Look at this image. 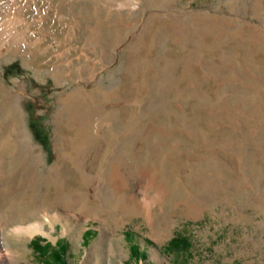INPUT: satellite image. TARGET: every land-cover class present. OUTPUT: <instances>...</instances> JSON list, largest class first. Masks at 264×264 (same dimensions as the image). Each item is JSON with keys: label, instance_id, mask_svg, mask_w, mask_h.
Here are the masks:
<instances>
[{"label": "rangeland", "instance_id": "1", "mask_svg": "<svg viewBox=\"0 0 264 264\" xmlns=\"http://www.w3.org/2000/svg\"><path fill=\"white\" fill-rule=\"evenodd\" d=\"M7 20L5 264H264V0H0Z\"/></svg>", "mask_w": 264, "mask_h": 264}, {"label": "bare ground", "instance_id": "2", "mask_svg": "<svg viewBox=\"0 0 264 264\" xmlns=\"http://www.w3.org/2000/svg\"><path fill=\"white\" fill-rule=\"evenodd\" d=\"M15 3V2H14ZM17 4V3H16ZM112 4H113V2H112ZM15 17V16H14ZM9 18V17H8ZM7 19V18H6ZM19 20V19H18ZM8 21V22H7ZM5 23H3V24H0V47L2 46V41H3V38H2V34L3 33H9V34H12L13 33V31H12V26H11V24H10V22H9V20H7ZM14 28V27H13ZM15 29V28H14ZM20 30V29H19ZM15 32V31H14ZM6 34V35H7ZM14 34V33H13ZM16 35V34H15ZM19 36V35H18ZM22 37V36H21ZM5 38V37H4ZM27 39V38H26ZM13 40V39H12ZM18 41V40H17ZM14 42V41H13ZM92 43H93V41H91ZM12 43V42H11ZM10 43V44H11ZM19 43L20 44H24L23 46H25V44L27 43H24V41H22V40H20L19 41ZM32 44V43H31ZM94 44H96V43H94ZM29 49V48H28ZM27 50V49H26ZM27 53V52H26ZM80 72V71H79ZM14 100H17V97H15L14 98ZM23 229H25L26 231H28V232H33V231H38V230H42V225H41V223L40 222H36V223H31V224H28L27 226H25V227H22ZM43 232V231H42ZM34 233V232H33ZM45 234V233H44ZM7 257H8V255L6 254V255H2V256H0V264H5V260L7 259ZM11 259V258H10ZM8 264V263H7Z\"/></svg>", "mask_w": 264, "mask_h": 264}, {"label": "trees", "instance_id": "3", "mask_svg": "<svg viewBox=\"0 0 264 264\" xmlns=\"http://www.w3.org/2000/svg\"><path fill=\"white\" fill-rule=\"evenodd\" d=\"M186 243H187V240H186L185 237H182V236H180V235H177V236H174V237L169 241V243H168V248H169V249H172V248H174V247L177 248L178 246H180V245H185ZM56 257H59V258H61V259L63 260V258L61 257V254H60V253L55 254V255H54V259H55ZM55 260H57V259H55ZM64 264H68V263L64 261Z\"/></svg>", "mask_w": 264, "mask_h": 264}]
</instances>
